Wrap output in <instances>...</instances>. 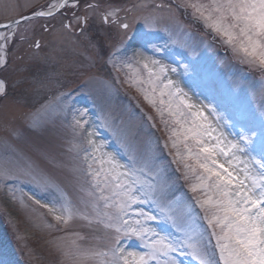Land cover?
I'll return each mask as SVG.
<instances>
[{"label":"rangeland","instance_id":"1","mask_svg":"<svg viewBox=\"0 0 264 264\" xmlns=\"http://www.w3.org/2000/svg\"><path fill=\"white\" fill-rule=\"evenodd\" d=\"M59 1L0 0V23L52 10L49 5L57 6ZM187 2L207 5L211 0ZM65 10L66 14L0 30L11 34L0 39L5 61L0 63V80L6 92L0 94V264H73L78 259L72 255L74 246L108 251L114 229L106 227L102 201L94 210L98 197L90 195L92 178L81 172L87 171L82 149L96 158L101 153L115 155L132 167L126 133L149 149L155 158L153 178L159 175L166 182L163 202L145 187L149 195H141L127 209L125 219L133 226L140 220L143 228L151 230L143 240L123 241L129 264H135L129 254L147 251L153 233L165 242L185 245L172 254L178 264H200L187 245L195 246L201 258L218 261L216 241L204 231L205 213L195 202L212 193L191 191L202 170L197 168L195 174L185 170L175 153L178 149L188 157L183 134L195 121L215 130L211 137H203L207 144H216L213 137H220V147L229 152L224 156L217 149L213 159L241 179L245 164L258 174L251 160L264 156V71L237 58L227 37L213 31L183 0H70ZM122 23L128 29L121 28ZM98 40L105 44V52L96 47ZM161 66L166 69L163 73ZM168 80L173 81L170 88L165 87ZM170 100L173 109L179 106L188 113L180 105L185 100L195 106L191 112L203 116L189 113L177 124L168 111H158L167 109ZM220 102L230 109H220ZM83 110L85 135H74L72 114ZM230 111L243 121L233 119ZM89 132L102 146L99 151L89 147ZM240 134L250 138L247 145L239 141ZM173 140L177 149L171 146ZM229 142L245 150L231 149ZM193 143L188 141L190 146ZM184 162L195 164L191 158ZM99 168L93 164V170ZM138 179L149 181L145 175ZM140 211L145 215L139 216ZM148 215L156 219H147ZM111 259L110 254L98 256L92 264ZM152 264H165V258Z\"/></svg>","mask_w":264,"mask_h":264},{"label":"snow or ice","instance_id":"2","mask_svg":"<svg viewBox=\"0 0 264 264\" xmlns=\"http://www.w3.org/2000/svg\"><path fill=\"white\" fill-rule=\"evenodd\" d=\"M183 3L184 6L193 7L199 13L200 18L212 27L213 31L227 37L226 42L232 46L237 58L242 62L258 64L261 71H264V0H211V3L207 5H189L187 0H183ZM49 7H55V5H49ZM51 14V12H33L32 16L22 17L21 20L27 21L33 16ZM111 14L109 13V15ZM20 22V20L10 21L0 27L11 28ZM120 27L128 29L129 25L122 23ZM10 35L6 36L4 33H0V39L7 40ZM3 47L4 45H0V51L3 50ZM239 53L244 55L239 56ZM4 62V57L0 56V63ZM139 62L143 63L142 57L139 58ZM152 63L157 62L153 61ZM143 66L148 68L147 63H144ZM159 71L163 73L166 69L161 66ZM171 86H173V81L168 80L165 87L170 88ZM177 93L181 94V90L177 89ZM0 94H6L5 83L2 80H0ZM160 95L163 96L164 92L161 91ZM169 95L171 96V93ZM145 99H148L147 95ZM164 103L165 101L161 99L160 104L164 105ZM180 105L187 108L188 113L182 112L179 106L173 109L171 100L167 109H158V111H168L170 116L176 118L177 124H180L181 118L189 113L192 116H203L202 112H191L195 106L188 104L185 100H181ZM85 115L86 110L72 114L70 126L74 135H85L84 129L87 124L83 120ZM209 128L210 125L205 127L194 121L192 126L185 129L183 142L188 157L181 156L176 140L172 141L171 146L177 149L175 153L178 158L177 162L183 163L185 170H190L193 174L196 173L197 168L202 170L196 177L199 184L193 185L191 191L195 194L198 190L207 189L212 193V195L205 194L204 198L197 199L195 202L205 213L204 231L209 232L210 237L215 239L219 260H205L200 257V252L195 246H187L192 248L193 256L200 258V264H264V156L251 160L258 174H252L245 164L243 179L234 176L228 167L213 159V156L217 155V149L220 154L229 155V152L220 147V137H213L217 141L214 145H209L203 140V137H211L212 131H215H209ZM173 134L175 135V132ZM86 135L87 143L93 152L99 151L102 146L96 145L95 141L90 138L93 133L89 132ZM189 140L194 142L191 146L188 144ZM239 141L247 145L250 138L240 134ZM124 143L131 152L129 159L133 163L132 167L120 163L115 155L101 153V157L96 158L92 153H89L87 148L82 149L84 151L83 163L87 164V171L84 172L81 169V172L92 178L90 195L98 197L93 206L94 210H99L100 201H102L104 209L102 216L107 221L106 227L114 229V235L106 245L107 252L82 250L79 246H74L72 255L78 259L74 260L73 264H92L95 257L109 254L112 259L106 261L105 264H119L120 261L123 264H129L121 247L123 241L129 237L143 240L151 231L143 228L140 220H136L135 226H133L130 220L125 219L128 214L127 209L135 205L141 195H149L148 191H144L145 187L149 189L154 198L159 197L163 202L166 182L159 175L153 178L155 158L150 155L149 149L137 145L130 133L125 134ZM229 143L231 149L241 152L245 150L240 147L239 143ZM165 146L167 147V144ZM193 148H196L197 151L193 152ZM187 158L193 159L195 164L185 163ZM89 160L92 163H88ZM229 163L231 162L229 161ZM93 164H99L100 168L93 170ZM138 175L147 176L149 181L147 183L139 181ZM36 203L39 204L40 201L37 200ZM43 206L47 207V205ZM138 215L144 216L145 214L140 211ZM146 218L156 219L152 215H148ZM55 219L61 220L62 217L56 216ZM153 237L145 245L146 252L139 255L129 254L133 257L135 264H152V261H159L161 257L165 258V264H178L172 254L181 251L185 245L165 242L164 238L158 237L156 233H153ZM170 257L172 258L169 259Z\"/></svg>","mask_w":264,"mask_h":264},{"label":"water","instance_id":"3","mask_svg":"<svg viewBox=\"0 0 264 264\" xmlns=\"http://www.w3.org/2000/svg\"><path fill=\"white\" fill-rule=\"evenodd\" d=\"M67 1H68V0H60V1H59V4L55 7V9H53L52 11H49V12L54 13L55 11L59 10L61 7L64 6V4H65ZM62 5H63V6H62ZM45 13H48V12H45ZM27 16H32V14H31V15H27ZM44 16H47V15H44ZM23 17H25V16H23ZM21 18H22V17L17 18V19H14V20H11V21H15V20L23 21V20H21ZM9 22H10V21L3 22V23H0V25L7 24V23H9ZM2 28H3V27H0V29H2Z\"/></svg>","mask_w":264,"mask_h":264},{"label":"bare ground","instance_id":"4","mask_svg":"<svg viewBox=\"0 0 264 264\" xmlns=\"http://www.w3.org/2000/svg\"><path fill=\"white\" fill-rule=\"evenodd\" d=\"M134 51H135V53H137V54H138L137 50H134Z\"/></svg>","mask_w":264,"mask_h":264}]
</instances>
